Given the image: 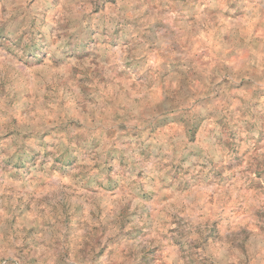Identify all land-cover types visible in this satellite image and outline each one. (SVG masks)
Here are the masks:
<instances>
[{
	"label": "rangeland",
	"instance_id": "obj_1",
	"mask_svg": "<svg viewBox=\"0 0 264 264\" xmlns=\"http://www.w3.org/2000/svg\"><path fill=\"white\" fill-rule=\"evenodd\" d=\"M0 264H264V0H0Z\"/></svg>",
	"mask_w": 264,
	"mask_h": 264
}]
</instances>
